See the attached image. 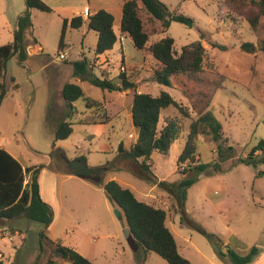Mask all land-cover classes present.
<instances>
[{
    "label": "rangeland",
    "instance_id": "374dc122",
    "mask_svg": "<svg viewBox=\"0 0 264 264\" xmlns=\"http://www.w3.org/2000/svg\"><path fill=\"white\" fill-rule=\"evenodd\" d=\"M43 1L52 11L30 10L33 30L25 38L26 60L20 62L14 56L7 64L8 94L0 107V147L24 167L39 170L41 198L57 215L51 232L46 231L48 237L75 249L93 264H168L155 252L147 253L142 262L137 256L139 248L127 232L126 219L117 218L118 208L104 190L90 180L63 174L69 172L68 161L85 158L89 168L101 171L102 183L114 180L139 201L165 210L166 225L175 236L179 253L192 264H232L230 250L245 256L255 246L260 255L252 264H264V177H258L264 164L237 163L239 158L264 157V152L253 151L264 140V16L253 29L248 20L257 13L252 0H160L171 13L193 19L194 25L172 22L167 32L153 36L149 45L170 36L177 54L197 41L207 50L204 71L194 76L178 74L172 78V87L156 83L153 76L161 65L149 52L136 49L129 37L121 36L124 0ZM84 5L92 12L105 10L114 16L118 42L105 54L106 59H96V32L87 25L68 29V49L61 59L58 46L63 20L74 17L75 9ZM26 10V0H0V46L14 41L18 19ZM141 16L152 31L147 13L142 11ZM244 43L251 44L249 52L241 49ZM83 58L90 62L96 77L110 79L126 73L137 84V93L155 97L169 93L187 112L169 107L161 113L158 129L175 120L180 136L167 155H152V172L159 181L183 178L186 165H178V159L194 120L210 110L222 123L223 145L234 148L235 158L219 160L217 145L210 137H198L199 160L212 166L188 189L183 211L174 193L134 174L133 164L120 156V144L130 149L138 138L131 113L134 92L103 91L74 78L70 63ZM66 83L79 85L85 97L74 104L78 113L69 119L72 135L54 148V129L69 112L61 96ZM87 100L96 105L87 108ZM101 105L108 113L104 123H99L104 120ZM215 163L221 165L219 170ZM196 225L220 237L224 257ZM43 230L41 223L25 217L0 220V262L71 264L57 258L54 245L42 239Z\"/></svg>",
    "mask_w": 264,
    "mask_h": 264
},
{
    "label": "trees",
    "instance_id": "16d2710c",
    "mask_svg": "<svg viewBox=\"0 0 264 264\" xmlns=\"http://www.w3.org/2000/svg\"><path fill=\"white\" fill-rule=\"evenodd\" d=\"M224 1L227 2L228 0ZM251 3L257 9V13L248 20L252 28L257 29L260 17L264 16V0H252ZM26 4L27 10L18 19V30L15 32L14 41L0 46V107L8 94L5 83L8 61L14 56H17L20 62H24L27 58L28 46L25 38L33 30L30 10L52 11L43 0H26ZM142 11L148 15V21L153 25L152 31L147 29L148 22L143 20ZM172 22H178L187 27L194 25L193 19L184 14L171 13L168 6L160 0H124L120 27L121 35L129 37L136 49L147 51L155 58L161 68L156 70L153 79L156 83L167 87H172V78L178 74L194 76L204 71L207 60V50L202 41L184 47L181 54L176 53L175 40L170 36L149 45L152 37L158 33H166ZM85 24L98 35L95 48L96 56L113 50L118 42V36L114 31V16L108 11L99 10L89 14L87 20L82 15L63 20L58 46L59 57L68 49L66 43L67 30H79ZM250 47V43H244L241 49L249 52ZM261 50L264 51V41L261 44ZM70 64L74 78L88 81L103 91L134 92L131 113L133 124L138 131V138L130 149H127L122 142L119 146L120 156L129 161L131 165L133 164L131 170L134 174L174 193L182 205L181 211L185 209L188 189L198 181V175L207 172L212 166L199 160L197 154L199 136L206 135L217 145L215 153L219 160L227 161L235 158L234 148L223 145L225 139L222 123L209 110L202 113L190 125L185 147L178 159V165H186L185 171L181 173L183 174L181 181H159L152 172V155L155 152L167 155L173 143L180 136V128L175 120L169 121L161 130L158 129L161 113L169 107H174L187 115L185 109L169 93L163 92L157 97L151 94L137 93V84L131 81L126 73H121L112 79L99 78L94 75L90 62L85 58ZM15 88L18 86L15 85ZM61 93L68 105L69 112L57 122L54 129V148L57 142L66 140L72 135L73 127L69 119L78 113L77 110L74 111L73 104L85 97L82 88L74 83H66ZM94 105L96 102L87 100V108L92 109ZM101 109H103L104 120L99 123H104L108 120V116L105 107L101 105ZM90 123L97 124L96 120H90ZM253 151L264 152V140H261ZM77 160L87 164L85 158ZM237 163L257 167L260 163L264 164V157L239 158ZM134 166H137L139 171ZM213 166L216 170L221 168L219 163H215ZM68 169V173H73L69 167ZM38 173V169L24 167L7 150L0 148V220L12 221L25 217L41 223L45 227L41 237L54 245L57 258L71 264H93L75 249L51 240L46 234L54 222L55 212L52 206L41 198ZM189 174H193V176H188ZM258 177H264V170L258 173ZM94 184L104 190L111 203L121 211L126 219L127 232L139 248L137 256L142 262L146 261L147 253L155 252L168 264H192L179 253L175 236L166 225L167 213L165 210L139 201L132 191L123 188L114 180L105 184L101 181L94 182ZM196 227L200 229L197 225ZM201 231L213 242L216 252L224 257L220 237L213 233ZM259 255L260 249L256 246L251 248L245 256H241L232 250L229 251L232 264H252ZM55 263L54 261L50 262V264ZM0 264L3 263L0 262Z\"/></svg>",
    "mask_w": 264,
    "mask_h": 264
},
{
    "label": "water",
    "instance_id": "95a60500",
    "mask_svg": "<svg viewBox=\"0 0 264 264\" xmlns=\"http://www.w3.org/2000/svg\"><path fill=\"white\" fill-rule=\"evenodd\" d=\"M68 167L73 171V175L81 178L87 179L92 182L100 181V173L99 169H91L87 166L86 163H82L81 161L75 160L72 162H67ZM117 218L122 219L123 215L119 209L115 211Z\"/></svg>",
    "mask_w": 264,
    "mask_h": 264
},
{
    "label": "crops",
    "instance_id": "0c3cea01",
    "mask_svg": "<svg viewBox=\"0 0 264 264\" xmlns=\"http://www.w3.org/2000/svg\"><path fill=\"white\" fill-rule=\"evenodd\" d=\"M124 3V2H123ZM123 7V6H122ZM85 10H88L89 11V14L91 15V14H93L94 12H92V10H91V8L89 7V5H84V7H83V9H75V14H74V16H77V15H83V13L85 12ZM71 19V18H70ZM87 20V19H86ZM121 21H122V16H121ZM85 25H87V24H85ZM114 25H115V18H114ZM88 26V25H87ZM120 27H121V22H120ZM90 30V29H89ZM90 31H92V30H90ZM115 31V30H114ZM116 33V32H115ZM97 34V33H96ZM122 36V35H121ZM97 37H98V35H97ZM98 40V39H97ZM106 54V53H105ZM105 54H103V55H101V56H96V59H106V57H105ZM110 79H112V78H110ZM64 86V85H63ZM63 86L61 87V92H62V88H63ZM122 94H126V92H123ZM61 96H62V93H61ZM63 98V97H62ZM65 101V100H64ZM65 104L67 105V103H66V101H65ZM75 104V103H74ZM73 104V105H74ZM67 108H68V105H67ZM105 110H106V108H105ZM75 111V110H74ZM68 113V112H67ZM66 113V114H67ZM106 113H107V111H106ZM108 114V113H107ZM108 116V115H107ZM58 118V117H57ZM1 148V147H0ZM14 156V155H13ZM16 158V157H15ZM17 159V158H16ZM18 160V159H17ZM19 161V160H18ZM63 174H65V176L66 177H69L70 179H72V177H76V176H74L73 175V173H64L63 172ZM92 182V181H91ZM92 183H94V182H92ZM43 198V197H42ZM43 201H44V198H43ZM46 203H48V202H46ZM49 204V203H48ZM49 205H51V204H49ZM52 206V205H51ZM53 208V207H52ZM54 209V208H53ZM55 212V211H54ZM56 218H57V215H56V213H55V219H54V222L50 225V227H49V232H51V230H52V227H53V224L55 223V221H56Z\"/></svg>",
    "mask_w": 264,
    "mask_h": 264
},
{
    "label": "built area",
    "instance_id": "2783aa9c",
    "mask_svg": "<svg viewBox=\"0 0 264 264\" xmlns=\"http://www.w3.org/2000/svg\"><path fill=\"white\" fill-rule=\"evenodd\" d=\"M83 16L86 17V18H88V16H89V11H88V10H85V12L83 13ZM40 50H41V49H40ZM60 58H61V59H65V56L62 55ZM122 70H124V68H122Z\"/></svg>",
    "mask_w": 264,
    "mask_h": 264
}]
</instances>
